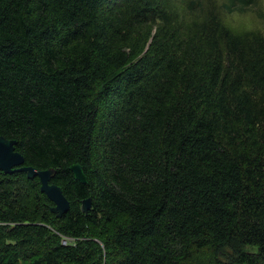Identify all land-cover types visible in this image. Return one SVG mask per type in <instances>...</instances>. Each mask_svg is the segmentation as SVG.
Masks as SVG:
<instances>
[{
    "label": "trees",
    "instance_id": "obj_1",
    "mask_svg": "<svg viewBox=\"0 0 264 264\" xmlns=\"http://www.w3.org/2000/svg\"><path fill=\"white\" fill-rule=\"evenodd\" d=\"M167 19L163 0H0V135L71 203L0 169V264H264V40Z\"/></svg>",
    "mask_w": 264,
    "mask_h": 264
},
{
    "label": "clouds",
    "instance_id": "obj_2",
    "mask_svg": "<svg viewBox=\"0 0 264 264\" xmlns=\"http://www.w3.org/2000/svg\"><path fill=\"white\" fill-rule=\"evenodd\" d=\"M168 17L164 23L181 36L190 35L214 22L221 33L242 41L264 40V0H163ZM163 19V18H162ZM245 90L251 92L250 86ZM264 92L252 93L254 103Z\"/></svg>",
    "mask_w": 264,
    "mask_h": 264
},
{
    "label": "water",
    "instance_id": "obj_3",
    "mask_svg": "<svg viewBox=\"0 0 264 264\" xmlns=\"http://www.w3.org/2000/svg\"><path fill=\"white\" fill-rule=\"evenodd\" d=\"M17 144V140L0 135V169L6 174L13 173L17 169L26 172L27 176L31 179L36 176L39 177L41 191L46 193L54 203L52 211L57 213L59 217L63 216L70 210L71 203L66 194H64L62 187L56 183H52V177L56 173L55 168L38 169L34 166L25 165L23 153L16 150ZM70 169L73 171L76 179L82 183H87L88 176L81 164H73ZM91 208V198L84 200L82 205L83 212H88Z\"/></svg>",
    "mask_w": 264,
    "mask_h": 264
},
{
    "label": "rangeland",
    "instance_id": "obj_4",
    "mask_svg": "<svg viewBox=\"0 0 264 264\" xmlns=\"http://www.w3.org/2000/svg\"><path fill=\"white\" fill-rule=\"evenodd\" d=\"M71 238H69V240H70ZM66 240H68V239H64V242H66Z\"/></svg>",
    "mask_w": 264,
    "mask_h": 264
},
{
    "label": "built area",
    "instance_id": "obj_5",
    "mask_svg": "<svg viewBox=\"0 0 264 264\" xmlns=\"http://www.w3.org/2000/svg\"><path fill=\"white\" fill-rule=\"evenodd\" d=\"M66 242H67V241H66ZM66 242H65V243H66Z\"/></svg>",
    "mask_w": 264,
    "mask_h": 264
}]
</instances>
